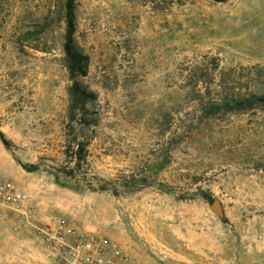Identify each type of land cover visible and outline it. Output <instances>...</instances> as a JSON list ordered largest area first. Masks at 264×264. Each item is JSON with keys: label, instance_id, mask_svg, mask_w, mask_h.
<instances>
[{"label": "rangeland", "instance_id": "374dc122", "mask_svg": "<svg viewBox=\"0 0 264 264\" xmlns=\"http://www.w3.org/2000/svg\"><path fill=\"white\" fill-rule=\"evenodd\" d=\"M60 6L0 0V179L139 264H264V116L206 110L221 91L264 92V0H78L97 94L84 131ZM0 264L60 263L0 220Z\"/></svg>", "mask_w": 264, "mask_h": 264}, {"label": "built area", "instance_id": "2783aa9c", "mask_svg": "<svg viewBox=\"0 0 264 264\" xmlns=\"http://www.w3.org/2000/svg\"><path fill=\"white\" fill-rule=\"evenodd\" d=\"M42 216L31 192L13 180L0 179V220L12 221L16 229L30 225L60 264H139L109 236L76 227L65 217Z\"/></svg>", "mask_w": 264, "mask_h": 264}, {"label": "trees", "instance_id": "16d2710c", "mask_svg": "<svg viewBox=\"0 0 264 264\" xmlns=\"http://www.w3.org/2000/svg\"><path fill=\"white\" fill-rule=\"evenodd\" d=\"M77 1L78 0H61L59 11L65 28L63 43L64 58L66 67L69 71L70 79L72 81L70 88L72 98L71 122H78L80 129L84 131L88 124V119L86 117V114L89 111L88 105L91 101L97 98V94L88 89L82 82V79L89 73L90 56L81 49L76 40ZM216 1L225 2L228 0ZM221 77V73L219 78H216L215 76L218 84L222 81ZM221 92V96L213 97L211 102L207 105L206 110L209 116L216 118V116L223 112L232 113L236 110H243L242 112L253 111L256 114H263L264 116V92ZM72 123L70 126H72ZM4 141L7 145H9V141L7 139L4 138ZM87 142H89V139L88 141H84V143L83 141L77 142L76 147L72 146L75 148L72 156L77 161V165L85 159Z\"/></svg>", "mask_w": 264, "mask_h": 264}, {"label": "water", "instance_id": "95a60500", "mask_svg": "<svg viewBox=\"0 0 264 264\" xmlns=\"http://www.w3.org/2000/svg\"><path fill=\"white\" fill-rule=\"evenodd\" d=\"M211 207L219 216L224 215V208L222 202L219 199L213 200Z\"/></svg>", "mask_w": 264, "mask_h": 264}]
</instances>
